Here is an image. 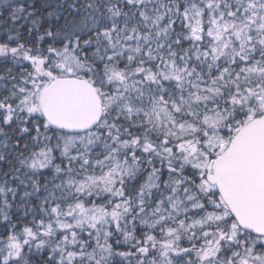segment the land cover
<instances>
[{"label": "snow or ice", "instance_id": "1", "mask_svg": "<svg viewBox=\"0 0 264 264\" xmlns=\"http://www.w3.org/2000/svg\"><path fill=\"white\" fill-rule=\"evenodd\" d=\"M0 264H264V0H0Z\"/></svg>", "mask_w": 264, "mask_h": 264}, {"label": "trees", "instance_id": "2", "mask_svg": "<svg viewBox=\"0 0 264 264\" xmlns=\"http://www.w3.org/2000/svg\"><path fill=\"white\" fill-rule=\"evenodd\" d=\"M35 202V201H34ZM15 211V210H14ZM122 250V249H121Z\"/></svg>", "mask_w": 264, "mask_h": 264}]
</instances>
